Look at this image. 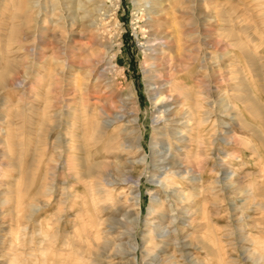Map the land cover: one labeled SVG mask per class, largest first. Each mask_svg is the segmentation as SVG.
Returning <instances> with one entry per match:
<instances>
[{
    "label": "rangeland",
    "instance_id": "1",
    "mask_svg": "<svg viewBox=\"0 0 264 264\" xmlns=\"http://www.w3.org/2000/svg\"><path fill=\"white\" fill-rule=\"evenodd\" d=\"M20 1L0 0V264H264V0H163L183 30L190 6L201 31L209 10L211 41L185 36L175 64L192 94H182L187 113L168 127L154 120L135 0H103L110 15L100 18L101 32L115 43L114 66L92 61L97 49H83V37L69 42L68 0L63 10L33 0L12 29ZM217 91L226 97L223 115ZM134 116L141 147L129 155L121 128ZM89 149L103 170L88 185L80 157ZM120 154L147 159L128 172L118 169ZM171 154L183 177L170 175Z\"/></svg>",
    "mask_w": 264,
    "mask_h": 264
},
{
    "label": "bare ground",
    "instance_id": "2",
    "mask_svg": "<svg viewBox=\"0 0 264 264\" xmlns=\"http://www.w3.org/2000/svg\"><path fill=\"white\" fill-rule=\"evenodd\" d=\"M35 1V0H34ZM66 0H52V4H53V10L57 9L58 7H61V10H63V8L66 6L65 4ZM195 0H193L192 2H194ZM37 2V1H35ZM68 3H70V7L74 8L73 9V15H69V17H65V21H63V24L67 27V33L71 36H69V42H71V40L73 39L72 37L76 34L79 35V38L83 37L82 40L85 39V41H83L81 44L84 47H80L83 49H90L91 47H95L97 49V52L95 55L93 56H89L90 59H92V61H94L95 63H101V62H105L107 65L110 66H114L115 64H113V60L116 57V53L114 52V48H115V43L114 41L109 38H106L105 35H103V32H101L102 29V25L100 24V18L105 15V16H109L110 15V9L105 7V2L103 0H68ZM36 4V3H35ZM33 0H21L19 3V7H17L16 10H14L11 14V20L13 22L12 24V29L13 27L17 26V19L21 18L22 15H24L23 12L28 11V9H32L34 8ZM112 4V3H111ZM109 4V5H111ZM194 4V3H193ZM170 5V4H169ZM69 7V5H67ZM115 6H113L114 8ZM118 6H116L117 8ZM208 9V8H207ZM77 10H83V14L79 15L77 12ZM135 14H136V19H138L136 22L139 23V27L142 30V33L145 35V43L149 46H147L146 48H144L145 50V54H146V59H145V76L148 78V82H147V88L149 91V96H150V100L151 103L154 107H157L159 109V113L158 115L154 116V120L156 121V123L158 121L163 120L164 125H171V123L173 122H177V120L179 119L180 116H182L183 114L185 115V109L182 107V104L180 105L179 99L180 97H184L182 96V94H190V93H186L184 92L182 89L183 87H185L186 82H188V79L185 80L186 76H181L180 75V71L182 70L180 68V65H176L175 63L177 62L175 60L176 56L177 57H181V53L183 52L182 50V46L184 44V41L186 40V37L192 38L194 40L199 39L200 42H202V44L204 46L209 47L211 45V41H210V34H209V28L206 27V22H208V18L206 15L207 10L201 11V17H199L202 21V31L198 28L199 25H197V18H196V14H197V8L194 5L190 6V8H188L187 10L191 12V14H193L192 18L190 19L191 21L189 22V28L187 29H182L181 26L179 27L178 22H176V17L177 15L174 14V9H172L173 11L169 10L167 5L163 2V0H135ZM186 10V11H187ZM63 16V14H61V17ZM65 16V15H64ZM200 16V15H199ZM104 18H102L103 20ZM189 20V19H188ZM105 21V20H104ZM210 21V20H209ZM3 22V21H2ZM140 22H142V24H140ZM78 24L79 29L77 30L74 27V24ZM200 23V22H199ZM2 24V23H1ZM76 26V25H75ZM184 26V25H183ZM186 27V26H185ZM11 29V30H12ZM16 29V28H15ZM104 30V29H103ZM89 31L90 35L89 37H86V32ZM106 31H104L105 33ZM202 33V37L200 38L198 35ZM13 37H16V34L12 35ZM11 36V39H12ZM188 39V38H187ZM0 41H2V39L0 38ZM81 41V40H80ZM196 41V42H197ZM184 48H186L185 46H183ZM206 47V48H207ZM198 48V47H197ZM191 50V48H190ZM196 50V49H195ZM13 51V50H12ZM1 52V51H0ZM70 52H73L72 49H70ZM208 52V51H207ZM205 52L202 57L200 56V59L202 62H206V53ZM93 53V52H92ZM209 53V52H208ZM183 54V53H182ZM185 54V52H184ZM200 54V52H199ZM92 55V54H91ZM187 55V54H186ZM198 53L192 55V59L190 63L193 62H197V60H199L198 58ZM166 57H168L169 59V67L171 68H167L164 67V63L166 61ZM185 58V56H184ZM212 59V58H211ZM26 60V59H25ZM88 60V59H87ZM165 60V61H164ZM90 62V61H88ZM167 62V61H166ZM188 62V61H187ZM189 63V64H190ZM225 64V63H224ZM11 65V64H10ZM8 65V66H10ZM13 65V64H12ZM11 65V66H12ZM29 66V65H28ZM167 66V65H166ZM213 68V67H212ZM184 69V68H183ZM4 70V69H3ZM10 70V69H9ZM7 71V70H5ZM261 71V70H260ZM213 72V71H212ZM3 74H5L4 72H2ZM216 73V72H215ZM164 75V76H163ZM207 75V74H206ZM6 75L0 76V78H5ZM163 77V78H162ZM205 77V76H204ZM202 78V77H201ZM208 78V77H207ZM213 77H211L212 79ZM217 78V77H216ZM186 81V82H185ZM223 81V80H222ZM210 83V82H209ZM204 84V83H203ZM188 89V88H187ZM186 90V89H185ZM197 90V89H196ZM195 90V91H196ZM201 91V90H200ZM215 92V91H214ZM223 92V91H222ZM222 92H218L220 93V98H218L220 100V106H219V113L221 111L225 112L226 110V106L227 104L225 103V98L223 97V94H221ZM134 93V91H133ZM199 93V92H197ZM184 94V95H185ZM192 94V93H191ZM195 95V94H194ZM200 95V94H198ZM206 95V94H205ZM129 96L131 98H133V94H129ZM128 96V97H129ZM191 96V95H190ZM189 96V98H190ZM208 97V96H207ZM218 97V96H217ZM192 98V97H191ZM197 98V97H196ZM194 98V99H196ZM250 98V97H249ZM253 99V98H250ZM130 100V99H129ZM129 100H127L129 102ZM187 99H184V101H186ZM191 100V99H190ZM134 101V100H133ZM195 104V101H193ZM227 102V101H226ZM130 103V102H129ZM127 103V104H129ZM187 103V102H186ZM192 103V101H191ZM197 103V102H196ZM207 103V102H206ZM134 104V103H133ZM132 104V105H133ZM170 104H174L175 106L172 107L171 109H167L166 106L170 105ZM193 104V106H194ZM209 104V103H208ZM117 105V104H116ZM197 105V104H196ZM115 106V105H113ZM116 107V106H115ZM195 107V106H194ZM236 106H234L235 108ZM124 108V106L122 107ZM192 108V107H191ZM199 108V107H198ZM232 108V106H231ZM189 111H191V109L187 108ZM230 108L228 107V110ZM193 110V109H192ZM195 110V109H194ZM199 110V109H198ZM236 110V109H235ZM238 110V109H237ZM230 111V110H229ZM131 112V111H130ZM195 112V111H194ZM126 112H124L122 115H125ZM190 113V112H189ZM193 112H191L192 114ZM200 113V111L198 112ZM110 114V113H109ZM197 114V113H196ZM226 114V113H225ZM229 114V113H228ZM183 115V116H184ZM189 115V114H188ZM223 115V113H222ZM236 115V114H235ZM239 112H237V117L239 118ZM194 116V115H193ZM197 116V115H195ZM229 116V115H228ZM212 117V116H211ZM233 117V116H232ZM195 118V117H194ZM204 118V116H203ZM235 118V116L233 117ZM232 118V119H233ZM139 119L138 116H134L132 119L127 120V122L124 123V127H122V135H121V141H120V146L122 147V149H124L126 151V153H128L129 155H131L134 152L135 148H140L141 145L139 143V138L141 136V132L139 135L136 136L137 133H135L134 127H132V125ZM192 119V118H191ZM190 119V120H191ZM185 120V119H184ZM189 120V121H190ZM202 120V119H201ZM204 120H206L204 118ZM211 120V119H210ZM107 121V122H106ZM103 123H100L104 128L108 127L111 125L113 120H106ZM153 121V120H152ZM198 121V120H197ZM224 121V120H223ZM183 122V121H182ZM196 122V121H195ZM199 122V121H198ZM196 122V123H198ZM206 122V121H205ZM209 122V121H208ZM219 122V121H218ZM222 122V121H221ZM239 122V121H238ZM247 122V121H246ZM97 123V122H96ZM187 123V121H186ZM189 123V122H188ZM204 123V122H202ZM152 124V123H151ZM175 124V123H173ZM190 124V123H189ZM200 124V123H199ZM163 125V126H164ZM186 126L188 124H185ZM201 125V124H200ZM199 125V127H200ZM205 125V124H204ZM209 125V124H208ZM207 125V126H208ZM136 126V125H135ZM179 126V125H178ZM168 127V126H167ZM194 128H197L196 126H194ZM193 128V129H194ZM204 128V127H203ZM98 129V128H97ZM178 130V129H177ZM175 130V131H177ZM174 131V130H173ZM180 131V130H178ZM192 131V130H191ZM194 131V130H193ZM203 131V129L201 130ZM159 132V131H158ZM165 132V131H164ZM171 133H173L171 131ZM196 133V132H195ZM198 133V132H197ZM205 133V132H204ZM164 134V133H163ZM184 134V133H183ZM182 134V135H183ZM120 136V134H119ZM181 136V135H180ZM191 136V135H189ZM170 137V135H169ZM176 137V136H174ZM201 137V135H200ZM204 137V136H203ZM131 138H135V140H133V142H130ZM181 138V137H179ZM183 138V137H182ZM171 139V137H170ZM177 140V137L176 139ZM181 140V139H178ZM183 140V139H182ZM186 140V139H184ZM191 140V139H190ZM196 140H200L199 138ZM189 141V140H188ZM194 141V140H193ZM201 141V140H200ZM203 141V140H202ZM153 142V141H152ZM192 142V141H189ZM196 142V141H194ZM191 144V143H190ZM193 144V143H192ZM195 144V143H194ZM200 144V143H199ZM117 149V148H116ZM138 150V149H137ZM136 151V150H135ZM137 152V151H136ZM139 152V151H138ZM118 153V152H117ZM120 153V152H119ZM189 153V152H187ZM198 153V152H197ZM178 155V154H177ZM192 155V154H191ZM182 156V155H181ZM180 156V157H181ZM188 156V155H187ZM179 157V158H180ZM117 159L119 160L118 162L120 163V170H123V168H126L127 171H130V168L134 166V162H140V161H145L147 158L145 155H143L141 157L140 160H136L135 159H128V158H123V155L120 154L117 156ZM180 160V159H179ZM102 161V160H101ZM101 161H97V160H92L91 159V152L90 149L86 152L85 156H81L80 157V162H81V167H82V172H81V178L83 180V182H85V184L89 183V180L93 179L96 175L95 172H97V170L99 168H101L103 166V162ZM104 161V160H103ZM181 162V160H180ZM179 162V163H180ZM178 159L177 156H174V154L170 157L167 158V164L170 165L169 167V171H170V175L172 176H180V172L175 171L174 169L177 168L178 166ZM106 164V163H105ZM119 165V164H118ZM180 165V164H179ZM122 168V169H121ZM179 169V168H178ZM181 169V168H180ZM99 170H103V169H99ZM168 171V170H167ZM182 171V170H181ZM185 171V170H184ZM190 171V170H189ZM99 172V171H98ZM97 172V173H98ZM124 172V171H123ZM183 172V171H182ZM192 171H190L191 173ZM185 173V172H184ZM183 173V174H184ZM188 173V171H187ZM189 173V174H190ZM50 174V173H49ZM167 175V174H166ZM187 175V174H186ZM191 175V174H190ZM168 176V175H167ZM166 176V177H167ZM182 176V175H181ZM185 176V175H184ZM195 176V175H193ZM97 177V175H96ZM99 177V176H98ZM165 177V178H166ZM183 177V176H182ZM193 178V177H192ZM177 179V178H176ZM185 179V178H184ZM195 179V178H194ZM192 180V179H191ZM164 182V181H163ZM167 182V180H166ZM169 182V181H168ZM175 182V180H174ZM96 183V182H95ZM91 184V183H90ZM164 184V183H163ZM89 185V184H88ZM170 185V184H169ZM231 185V184H230ZM168 186V185H167ZM175 186V185H174ZM170 187V186H169ZM176 187V186H175ZM172 188V185H171ZM179 189V188H177ZM195 189V188H194ZM171 190V189H170ZM173 191V190H172ZM182 193V192H181ZM184 193V192H183ZM116 196V195H115ZM179 196V195H178ZM183 196V195H182ZM174 197V196H173ZM177 197V195L175 196ZM180 197V196H179ZM187 197V196H186ZM111 198V197H110ZM191 198V197H190ZM252 198V197H251ZM129 201V200H128ZM188 201V200H187ZM186 201V202H187ZM190 201V200H189ZM193 201V200H192ZM158 203H161V201L158 199V201H156ZM243 202V201H242ZM243 205V203H242ZM154 209V208H153ZM155 210V209H154ZM156 214V213H155ZM162 214V213H161ZM164 215V214H163ZM171 216V215H170ZM169 216V217H170ZM175 216V215H174ZM174 218V217H173ZM134 219V218H133ZM128 220V219H127ZM176 220V218H175ZM172 221V220H171ZM155 223V222H154ZM169 223V222H168ZM173 224V222H172ZM156 225V224H154ZM137 226V225H136ZM157 227V226H155ZM130 229V228H129ZM161 232V231H160ZM159 232V233H160ZM171 234V232H170ZM170 234H168L169 236H171ZM183 234V233H182ZM133 236V234H132ZM135 240V237H133ZM133 240V241H134ZM71 242V241H70ZM204 242V241H203ZM102 243V242H100ZM98 243V244H100ZM59 244V239L55 242V245L58 246ZM69 244V242H68ZM135 246L132 247L131 245V249L135 250L136 247V241H135ZM64 243L62 245L59 246H63ZM122 245V244H121ZM124 245V244H123ZM122 245V246H123ZM202 245V244H201ZM66 248V245H64ZM208 246V245H207ZM129 247V246H128ZM91 248V247H90ZM121 248V247H120ZM97 249V248H96ZM64 250V249H63ZM68 250V249H67ZM123 250V249H122ZM75 251V250H74ZM87 251V250H86ZM85 251V253H86ZM89 251V250H88ZM87 251V252H88ZM91 252V251H90ZM89 252V254H90ZM135 252V251H134ZM131 253V252H130ZM62 253H60L61 255ZM87 254V253H86ZM92 254V253H91ZM99 254L98 253H95ZM108 254V253H107ZM59 255V256H60ZM93 255V254H92ZM59 256L57 254L53 255V259L58 260ZM62 256V255H61ZM60 256V257H61ZM91 256V255H90ZM100 257V256H99ZM98 258V257H97ZM64 259H66L64 257ZM135 259V257H134ZM78 260V259H77ZM87 260V258H86ZM89 260V259H88ZM87 260V261H88ZM61 261V259L59 260ZM95 262L96 259H91L89 262Z\"/></svg>",
    "mask_w": 264,
    "mask_h": 264
}]
</instances>
